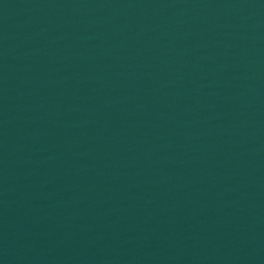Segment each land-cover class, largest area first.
<instances>
[{
    "label": "water",
    "instance_id": "1",
    "mask_svg": "<svg viewBox=\"0 0 264 264\" xmlns=\"http://www.w3.org/2000/svg\"><path fill=\"white\" fill-rule=\"evenodd\" d=\"M0 264H264V0H0Z\"/></svg>",
    "mask_w": 264,
    "mask_h": 264
}]
</instances>
